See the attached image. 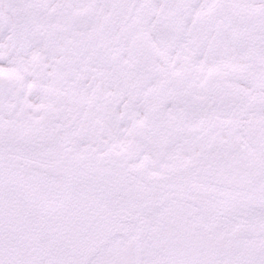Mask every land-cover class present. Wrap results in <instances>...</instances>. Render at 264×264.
Segmentation results:
<instances>
[{
  "label": "snow or ice",
  "instance_id": "1",
  "mask_svg": "<svg viewBox=\"0 0 264 264\" xmlns=\"http://www.w3.org/2000/svg\"><path fill=\"white\" fill-rule=\"evenodd\" d=\"M0 264H264V0H0Z\"/></svg>",
  "mask_w": 264,
  "mask_h": 264
}]
</instances>
